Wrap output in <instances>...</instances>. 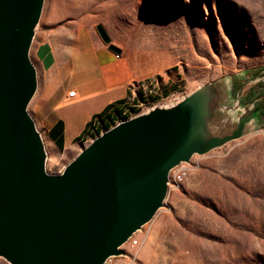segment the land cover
Returning <instances> with one entry per match:
<instances>
[{
  "label": "rangeland",
  "instance_id": "374dc122",
  "mask_svg": "<svg viewBox=\"0 0 264 264\" xmlns=\"http://www.w3.org/2000/svg\"><path fill=\"white\" fill-rule=\"evenodd\" d=\"M99 24L134 63L137 80L149 83L140 98H149L148 105L167 104L173 93L187 96L218 82V128L229 132L259 101L264 0H44L30 49L38 86L28 111L43 137L50 173L63 171L105 130L83 131L59 149L40 127L53 119L55 107H75L66 105L65 97L76 89L78 66L99 47L109 48ZM175 174L181 175L178 181ZM170 176L163 206L134 234L139 246L125 243L128 256H116L115 264H264V123L259 114L240 138L194 154ZM0 264L10 263L0 257Z\"/></svg>",
  "mask_w": 264,
  "mask_h": 264
},
{
  "label": "water",
  "instance_id": "95a60500",
  "mask_svg": "<svg viewBox=\"0 0 264 264\" xmlns=\"http://www.w3.org/2000/svg\"><path fill=\"white\" fill-rule=\"evenodd\" d=\"M44 0H0V257L10 264H104L163 206L169 174L194 154L240 138L254 112L218 128L221 85L115 124L59 173L28 106L38 76L30 49ZM109 48L104 27L97 26Z\"/></svg>",
  "mask_w": 264,
  "mask_h": 264
},
{
  "label": "crops",
  "instance_id": "0c3cea01",
  "mask_svg": "<svg viewBox=\"0 0 264 264\" xmlns=\"http://www.w3.org/2000/svg\"><path fill=\"white\" fill-rule=\"evenodd\" d=\"M41 44L40 41V67L44 62ZM35 53L39 54V47ZM138 76L139 72L129 58L117 55L109 48L99 47L87 61L78 66L75 84L78 98L70 103L75 107L66 109L65 106H57L53 111V119L41 122L46 141L62 149L84 130L92 134L95 128L111 127L116 110L124 113L132 104H128L130 99L140 101L146 95L145 88L149 83H145L142 78L137 80ZM102 111L104 126L97 122V115ZM129 116L126 114L125 117Z\"/></svg>",
  "mask_w": 264,
  "mask_h": 264
},
{
  "label": "built area",
  "instance_id": "2783aa9c",
  "mask_svg": "<svg viewBox=\"0 0 264 264\" xmlns=\"http://www.w3.org/2000/svg\"><path fill=\"white\" fill-rule=\"evenodd\" d=\"M117 55H120V54H117ZM185 97L186 96H180L176 93H173L170 96L171 101L169 103H167V104H154V105H148L149 104V102H148L149 98H144V99L138 101L135 105L130 106L126 110V112H124L122 114L116 113L113 125L118 124V123L123 122V121H126L127 119H129L133 116H136L138 114L148 112L150 109L154 108L157 105H159V106L173 105V104L181 101ZM76 98H77V90L72 89L67 93V95L65 97V102H66V104H70V103L74 102L76 100ZM126 114H128L130 116L128 118H125L124 116H126ZM60 172H62V171H60ZM125 243H127V246L130 248H136L140 244L139 239L134 234ZM122 256H128L126 249H125V254H122ZM115 257L116 256H110L109 258H107V260L105 261L104 264H115V262L113 261V258H115Z\"/></svg>",
  "mask_w": 264,
  "mask_h": 264
},
{
  "label": "trees",
  "instance_id": "16d2710c",
  "mask_svg": "<svg viewBox=\"0 0 264 264\" xmlns=\"http://www.w3.org/2000/svg\"><path fill=\"white\" fill-rule=\"evenodd\" d=\"M260 86H261L262 89H261V91H259V93H258L259 101H257V102L255 103V105H254V107H253V112H254V116H255L256 114H259L261 120H262L263 123H264V82L261 83ZM249 94H250V95H248V96L253 95V91H250ZM116 113H120V114H122V111H121V110H116ZM102 114H103V111L97 115V122L99 121L100 124L102 123L101 125L104 126V121L102 120ZM124 117H125V116H124ZM125 118H127V117H125ZM112 123L114 124V121H112ZM91 124H92V122H91ZM92 127L95 128L94 125H93ZM109 127H110V126H106V127L104 126L105 129H108ZM96 129H97V128H95V130H96ZM84 131H85V130H84ZM85 132H86V131H85Z\"/></svg>",
  "mask_w": 264,
  "mask_h": 264
},
{
  "label": "bare ground",
  "instance_id": "6f19581e",
  "mask_svg": "<svg viewBox=\"0 0 264 264\" xmlns=\"http://www.w3.org/2000/svg\"><path fill=\"white\" fill-rule=\"evenodd\" d=\"M80 88H81V87H80ZM82 89H83V88H82ZM179 177H181V175L175 174V175H174V180L177 181ZM170 181H171V176H170V178H169L168 187H169ZM157 213H158V211H157ZM157 213H156V214H157ZM156 214H155V215H156ZM154 217H155V216H154ZM154 217H153V218H154ZM146 224H147V223H146ZM146 224H145V225H146ZM142 228H143V227H142ZM142 228H141V229H142ZM138 231H139V230H138ZM135 233H136V232H135ZM135 233H134V234H135ZM124 244H125V243H124ZM124 244L121 246L122 249H123Z\"/></svg>",
  "mask_w": 264,
  "mask_h": 264
}]
</instances>
